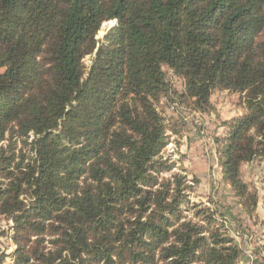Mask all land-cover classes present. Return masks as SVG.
<instances>
[{"label":"trees","instance_id":"trees-1","mask_svg":"<svg viewBox=\"0 0 264 264\" xmlns=\"http://www.w3.org/2000/svg\"><path fill=\"white\" fill-rule=\"evenodd\" d=\"M218 89L244 109L214 137L221 176L253 216L259 190L242 167L264 158V0H0V218L13 222V264H239L225 220L191 201L197 179L163 155L157 106L179 96L207 111Z\"/></svg>","mask_w":264,"mask_h":264},{"label":"rangeland","instance_id":"rangeland-1","mask_svg":"<svg viewBox=\"0 0 264 264\" xmlns=\"http://www.w3.org/2000/svg\"><path fill=\"white\" fill-rule=\"evenodd\" d=\"M115 25L117 20L105 22L97 39L103 41ZM96 51L85 57L87 67L91 66ZM164 70L173 94L182 93L184 79L167 66H164ZM210 100L213 108L200 111L192 109L190 101L179 96L161 97L157 106L166 117L169 135L163 155L175 161L178 170H186L184 172L189 179H197L193 182L191 201L205 203L216 211L219 218L225 220L228 234L243 248L239 264H264V252L261 249L264 243V158H257L242 167L244 180L252 188H257L260 195L257 210L250 216L234 196L230 184L222 179L214 143V137L223 132V122L243 113L240 95L218 89L212 93ZM12 226L11 219L0 218V258L6 254L0 264L14 263L12 252L16 245L11 238Z\"/></svg>","mask_w":264,"mask_h":264}]
</instances>
